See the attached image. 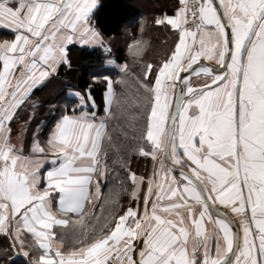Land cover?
Wrapping results in <instances>:
<instances>
[{
    "label": "snow or ice",
    "instance_id": "1",
    "mask_svg": "<svg viewBox=\"0 0 264 264\" xmlns=\"http://www.w3.org/2000/svg\"><path fill=\"white\" fill-rule=\"evenodd\" d=\"M102 7L0 0L10 36L0 40L3 264H264V0H177L155 19L175 37L157 61L143 62L142 41L126 42L141 63L134 111L117 95L129 66L112 57L117 34ZM74 51L100 53V66H74ZM113 67L124 76L113 79ZM84 71L85 87L65 82ZM36 91L53 97V123L26 153L13 124ZM133 157L150 158L151 174L134 171ZM114 173L105 197L101 180Z\"/></svg>",
    "mask_w": 264,
    "mask_h": 264
},
{
    "label": "trees",
    "instance_id": "2",
    "mask_svg": "<svg viewBox=\"0 0 264 264\" xmlns=\"http://www.w3.org/2000/svg\"><path fill=\"white\" fill-rule=\"evenodd\" d=\"M103 7L100 9L99 16L102 22L107 25L115 24L114 31L117 34L116 40L113 42V58L119 63L123 64L127 62L129 66V72L127 73V86L116 85L117 95L121 96L125 103L128 111H134V103L138 98L136 93V75L140 72L141 63L133 62L132 57L127 54L126 42H131L133 40H140L145 45V51L143 53V62L157 61L161 59L167 49L172 46L175 37L168 38L161 27L155 25V15L150 12L142 10L140 7L135 5L129 0H102ZM143 27V32L140 31ZM152 54V55H151ZM100 53H93L89 56L87 53H83L82 58L81 53L76 51L73 53L74 66L76 64L81 68H88L92 66L99 67L100 61L97 57ZM83 79H80V77ZM90 73L84 72H73L67 77H64L66 83L73 86L79 85L80 88L85 87V81L89 80ZM113 79H120L124 76L123 73H119L118 69L112 68ZM106 85L103 80L96 81L93 84L92 94L96 98L99 107V115H103V95ZM49 98L48 100H52ZM48 103V101H47ZM49 113V112H48ZM47 123L43 126V131L49 128L53 122V118L50 115H46ZM118 134V133H117ZM123 139V137H121ZM118 157L114 156L112 153L109 154L108 164L109 168H119V164L114 161ZM153 162L149 159L141 157H133L131 166L134 171L139 174H148L152 167ZM122 171V170H121ZM95 182V181H94ZM119 180L116 179V174L114 173L107 183L101 180L102 192L105 197L110 194V190L113 188L114 184H119ZM122 202L127 206L128 197L123 195L121 197ZM10 246L7 237L0 235V264H3L7 255H12L11 252L5 253V249ZM22 259L17 258L16 264H21Z\"/></svg>",
    "mask_w": 264,
    "mask_h": 264
},
{
    "label": "crops",
    "instance_id": "3",
    "mask_svg": "<svg viewBox=\"0 0 264 264\" xmlns=\"http://www.w3.org/2000/svg\"><path fill=\"white\" fill-rule=\"evenodd\" d=\"M129 1H132L135 5H137L142 10H144L143 4L141 5L139 4L140 0H129ZM151 1L152 3L156 5V10L152 12L150 11L151 14L155 15V19L160 17L164 13H168L169 15L174 14V11H175L174 5L177 4V0H151ZM161 29L168 38L171 39V37H174V35L171 34L170 29H165L163 26H161ZM7 33H8V30L0 29V40L10 38V36ZM112 47H113V44H112ZM112 57H113V54H112ZM49 98H53V97L48 92L36 91L32 96V100L28 103V105L25 106V110L21 112V116L23 117V119H21L19 123L13 124L14 132L19 131L22 128L25 130V141L24 142H25L26 153L30 151L33 134L36 133L37 131L40 132L39 139L42 144H45V142L48 139L52 124L50 125L49 128L45 129V132L43 131V126H45L46 125L45 123H47L46 115H49L50 113L49 108H48V103H47V101L48 102L50 101L48 100ZM33 113L35 115V118L31 121L30 126H27L25 124V121H27L28 118ZM13 139L15 142V136L13 137ZM52 155H53L52 153L50 152L48 153L49 157H51ZM51 168H52L51 160L48 159L44 161L41 167V174L46 175L47 171L51 170ZM152 171H153V164H152L150 171L148 172V175H150ZM93 184H95V182H93ZM237 228H238V222H237ZM17 258L22 259V257H17Z\"/></svg>",
    "mask_w": 264,
    "mask_h": 264
},
{
    "label": "rangeland",
    "instance_id": "4",
    "mask_svg": "<svg viewBox=\"0 0 264 264\" xmlns=\"http://www.w3.org/2000/svg\"><path fill=\"white\" fill-rule=\"evenodd\" d=\"M140 5L143 4L144 10L146 12H152L156 10V5L154 3H152L151 0H140Z\"/></svg>",
    "mask_w": 264,
    "mask_h": 264
},
{
    "label": "bare ground",
    "instance_id": "5",
    "mask_svg": "<svg viewBox=\"0 0 264 264\" xmlns=\"http://www.w3.org/2000/svg\"><path fill=\"white\" fill-rule=\"evenodd\" d=\"M152 55V54H151Z\"/></svg>",
    "mask_w": 264,
    "mask_h": 264
}]
</instances>
